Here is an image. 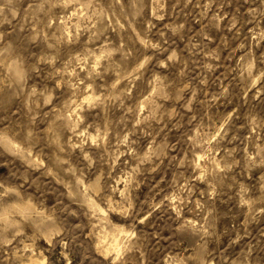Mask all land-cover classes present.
I'll return each mask as SVG.
<instances>
[{
    "label": "clouds",
    "instance_id": "obj_1",
    "mask_svg": "<svg viewBox=\"0 0 264 264\" xmlns=\"http://www.w3.org/2000/svg\"><path fill=\"white\" fill-rule=\"evenodd\" d=\"M262 251L264 0H0V264Z\"/></svg>",
    "mask_w": 264,
    "mask_h": 264
},
{
    "label": "rangeland",
    "instance_id": "obj_2",
    "mask_svg": "<svg viewBox=\"0 0 264 264\" xmlns=\"http://www.w3.org/2000/svg\"><path fill=\"white\" fill-rule=\"evenodd\" d=\"M232 213H233V209L226 201L220 204V225L219 227H220L221 232L224 234V242L221 247V254L229 251L232 247L229 243L228 236L231 234L233 229L237 227V225L233 223V221L236 218L234 215H232ZM240 219L242 221L243 217H241ZM163 236L164 238L160 240V243L163 245H167L168 244L167 238L169 237V232L164 231ZM260 255L264 256V251H262Z\"/></svg>",
    "mask_w": 264,
    "mask_h": 264
}]
</instances>
